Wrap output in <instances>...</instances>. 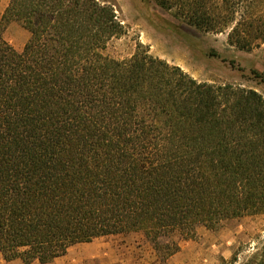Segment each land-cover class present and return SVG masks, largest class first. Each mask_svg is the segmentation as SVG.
I'll list each match as a JSON object with an SVG mask.
<instances>
[{"label": "trees", "instance_id": "1", "mask_svg": "<svg viewBox=\"0 0 264 264\" xmlns=\"http://www.w3.org/2000/svg\"><path fill=\"white\" fill-rule=\"evenodd\" d=\"M154 1L198 30L228 31L239 50L264 44V0ZM11 22L30 33L21 50L4 37ZM125 32L108 0H9L4 260L50 264L76 244L136 232L166 262L200 225L264 213V96L200 81L140 41L128 58L107 55Z\"/></svg>", "mask_w": 264, "mask_h": 264}, {"label": "rangeland", "instance_id": "2", "mask_svg": "<svg viewBox=\"0 0 264 264\" xmlns=\"http://www.w3.org/2000/svg\"><path fill=\"white\" fill-rule=\"evenodd\" d=\"M108 1L115 5L126 32L108 43L107 55L128 58L140 41L149 46L152 55L181 66L200 81L238 84L264 96V44L251 51L239 50L228 43V31L198 30L154 0ZM8 2L0 0V20ZM29 35L11 22L4 37L21 50ZM178 239L180 250L166 262L141 233L131 232L76 244L50 264H257L261 253L264 255V213L229 219L216 229L200 225L194 238ZM235 255L238 261L234 263Z\"/></svg>", "mask_w": 264, "mask_h": 264}, {"label": "crops", "instance_id": "3", "mask_svg": "<svg viewBox=\"0 0 264 264\" xmlns=\"http://www.w3.org/2000/svg\"><path fill=\"white\" fill-rule=\"evenodd\" d=\"M6 30H7V28H6ZM6 30H5V31H6ZM4 34H5V32H4ZM29 36H30V35H29ZM16 46L20 47V45H16ZM18 260H19V259L12 260V261H6V260H5V263H3V264H18V263H17ZM24 264H25V263H24Z\"/></svg>", "mask_w": 264, "mask_h": 264}]
</instances>
